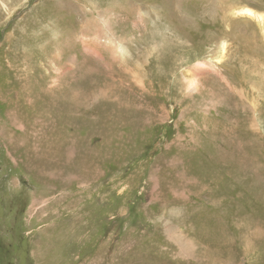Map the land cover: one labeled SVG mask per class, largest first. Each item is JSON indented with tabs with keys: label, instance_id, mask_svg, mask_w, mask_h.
I'll use <instances>...</instances> for the list:
<instances>
[{
	"label": "rangeland",
	"instance_id": "374dc122",
	"mask_svg": "<svg viewBox=\"0 0 264 264\" xmlns=\"http://www.w3.org/2000/svg\"><path fill=\"white\" fill-rule=\"evenodd\" d=\"M0 264H264V0H0Z\"/></svg>",
	"mask_w": 264,
	"mask_h": 264
},
{
	"label": "bare ground",
	"instance_id": "6f19581e",
	"mask_svg": "<svg viewBox=\"0 0 264 264\" xmlns=\"http://www.w3.org/2000/svg\"><path fill=\"white\" fill-rule=\"evenodd\" d=\"M240 13L248 14V15H252V14H253L252 11H251L250 9H247V8H242V9L240 10ZM257 18H258V19H261V16L259 15V16H257Z\"/></svg>",
	"mask_w": 264,
	"mask_h": 264
},
{
	"label": "flooded vegetation",
	"instance_id": "af4514ba",
	"mask_svg": "<svg viewBox=\"0 0 264 264\" xmlns=\"http://www.w3.org/2000/svg\"><path fill=\"white\" fill-rule=\"evenodd\" d=\"M18 197H20V193H18Z\"/></svg>",
	"mask_w": 264,
	"mask_h": 264
}]
</instances>
